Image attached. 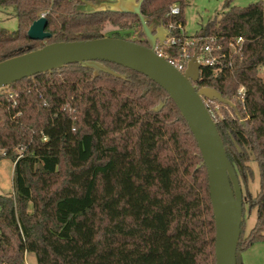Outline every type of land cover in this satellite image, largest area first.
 Returning <instances> with one entry per match:
<instances>
[{
	"label": "trees",
	"instance_id": "1",
	"mask_svg": "<svg viewBox=\"0 0 264 264\" xmlns=\"http://www.w3.org/2000/svg\"><path fill=\"white\" fill-rule=\"evenodd\" d=\"M262 3L226 5L207 32L223 41L242 37L243 51L231 71L212 77L202 68L193 83L236 107L238 117L213 102L225 110L213 119L239 182L253 180L249 163L259 169V192L247 198L256 221L246 238L241 225L237 264L241 250L264 241ZM0 6L12 7L17 20L15 31L0 28V61L51 43L105 38L107 26H136L131 42L149 47L137 16L89 13L83 0H0ZM172 6L178 16H169ZM186 7L187 0H144L140 13L154 31L171 23L184 28ZM41 16L50 38L29 40L27 31ZM178 51L176 45L163 52ZM103 64L126 78H93L92 70L70 64L0 90V160L13 166L12 192L0 195V264H24L26 254L37 264H215L207 173L186 122L148 78ZM210 104L205 101L212 114Z\"/></svg>",
	"mask_w": 264,
	"mask_h": 264
},
{
	"label": "water",
	"instance_id": "2",
	"mask_svg": "<svg viewBox=\"0 0 264 264\" xmlns=\"http://www.w3.org/2000/svg\"><path fill=\"white\" fill-rule=\"evenodd\" d=\"M83 1L89 13L109 12L137 16L149 47L110 37L47 44L40 49L0 61V90L9 88L13 83L25 78L60 70L70 64H79L92 70L93 78L104 73L123 79L103 66V63L114 64L139 73L155 83L167 93L186 122L200 151L202 165L206 169L215 225V264H237L236 252L243 222L242 189L205 101L228 106L238 115L235 105L214 89H195L193 83L198 82L200 69L196 55L181 73L155 52L157 46L165 44L167 33L163 26L154 31L141 15L140 8L144 0H118L112 4ZM46 28L47 21L42 16L29 27L28 39L32 41L49 39L50 34ZM207 30L208 26L203 30L202 37L206 35ZM161 108L162 104L152 111L158 112Z\"/></svg>",
	"mask_w": 264,
	"mask_h": 264
},
{
	"label": "rangeland",
	"instance_id": "3",
	"mask_svg": "<svg viewBox=\"0 0 264 264\" xmlns=\"http://www.w3.org/2000/svg\"><path fill=\"white\" fill-rule=\"evenodd\" d=\"M118 0H93L94 3H115ZM263 2V0H187V7L184 10V19H185V27L184 31L187 36L197 37L199 34H202L203 30L211 25L213 22L219 20L222 13L226 10V5L229 4L230 7H239L245 8L251 4H256ZM128 24L130 21H126ZM0 28L5 29L7 31H15L17 29V20L14 15V9L12 7H2L0 6ZM139 28L136 26H132L130 28L121 30L119 28H113L107 26L105 31L103 32L104 37L110 38H119L124 40H135L138 37ZM159 51H164L165 46H157ZM26 49L27 46L21 47ZM104 67L112 70L108 66L104 65ZM116 74L123 77L124 80L126 77L124 74H120L114 70H112ZM263 69L259 70V76H262ZM238 102L240 99L235 98ZM160 104H162V108H164L165 102H160L155 107V109ZM212 116L216 117V119H220L225 110L219 108L215 103L209 105ZM158 111V112H160ZM230 117L233 115L231 112L228 113ZM236 115V114H235ZM238 117V115H236ZM245 121V119H242ZM1 154V153H0ZM249 166L253 170V180L248 183V185H244L241 180V189L243 195V222H242V238H246L254 227L256 221V210H250L247 202V198L250 195L252 198H255L259 192V169L255 162L249 163ZM12 162L8 159L0 160V195H9L12 192ZM239 261L240 264H264V241L256 243L244 250L239 252ZM24 264H37L35 256L33 254H28L25 258Z\"/></svg>",
	"mask_w": 264,
	"mask_h": 264
},
{
	"label": "built area",
	"instance_id": "4",
	"mask_svg": "<svg viewBox=\"0 0 264 264\" xmlns=\"http://www.w3.org/2000/svg\"><path fill=\"white\" fill-rule=\"evenodd\" d=\"M179 14L180 9L177 6L170 8L169 16H178ZM164 30L167 33V38L163 46L170 48L179 45V51L177 54L167 55L156 47L155 52L181 73L186 70L187 64L196 55L200 68L199 76L202 68H207L210 69L212 77H217L231 71L235 58L240 56L243 51L244 39L242 37L223 41L218 36L207 32L203 37L199 34L192 38L186 35L181 25L176 26L173 23ZM173 31H177L178 35H173ZM262 69L264 70V67ZM243 94L244 88L240 87L238 90L240 101L243 100Z\"/></svg>",
	"mask_w": 264,
	"mask_h": 264
},
{
	"label": "crops",
	"instance_id": "5",
	"mask_svg": "<svg viewBox=\"0 0 264 264\" xmlns=\"http://www.w3.org/2000/svg\"><path fill=\"white\" fill-rule=\"evenodd\" d=\"M28 254L25 255V258L27 257Z\"/></svg>",
	"mask_w": 264,
	"mask_h": 264
}]
</instances>
